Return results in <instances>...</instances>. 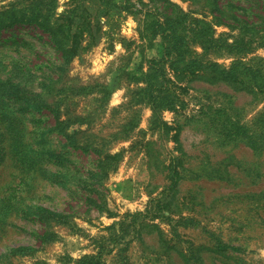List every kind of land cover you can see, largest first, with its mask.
<instances>
[{
	"label": "rangeland",
	"instance_id": "obj_1",
	"mask_svg": "<svg viewBox=\"0 0 264 264\" xmlns=\"http://www.w3.org/2000/svg\"><path fill=\"white\" fill-rule=\"evenodd\" d=\"M0 264H264V0H0Z\"/></svg>",
	"mask_w": 264,
	"mask_h": 264
},
{
	"label": "trees",
	"instance_id": "obj_2",
	"mask_svg": "<svg viewBox=\"0 0 264 264\" xmlns=\"http://www.w3.org/2000/svg\"><path fill=\"white\" fill-rule=\"evenodd\" d=\"M97 206H99V208H102L103 205L101 204V205H97ZM234 248L237 249V247H234ZM16 250L20 251L21 253H26V252L32 250V247L22 245V246H19Z\"/></svg>",
	"mask_w": 264,
	"mask_h": 264
}]
</instances>
